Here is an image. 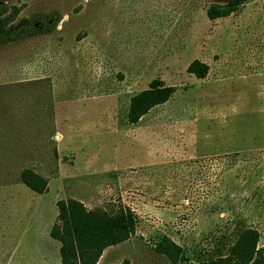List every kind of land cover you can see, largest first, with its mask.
Here are the masks:
<instances>
[{
  "label": "rangeland",
  "instance_id": "obj_1",
  "mask_svg": "<svg viewBox=\"0 0 264 264\" xmlns=\"http://www.w3.org/2000/svg\"><path fill=\"white\" fill-rule=\"evenodd\" d=\"M6 0L53 30L0 44V264H61L55 201L130 208L133 234L96 264H177L224 255L243 227L264 245V0ZM192 59L204 78L185 71ZM153 78L175 91L136 123L129 97ZM46 179L35 193L19 180Z\"/></svg>",
  "mask_w": 264,
  "mask_h": 264
},
{
  "label": "trees",
  "instance_id": "obj_2",
  "mask_svg": "<svg viewBox=\"0 0 264 264\" xmlns=\"http://www.w3.org/2000/svg\"><path fill=\"white\" fill-rule=\"evenodd\" d=\"M244 2L245 0H227L222 4L211 3L206 8L205 15L209 20L226 17ZM18 13L17 6H9L6 0H0V44L47 33L53 30L58 19L54 12L17 18ZM185 71L202 79L208 66L198 59H192ZM175 89V86L166 85L159 78L148 81L145 88L129 97L126 122L136 123L151 108L166 102ZM19 180L35 193L46 191V179L30 168L19 171ZM55 208L56 216L48 229V235L59 244L61 264H96L106 247L125 241L135 230V214L126 206L106 211L98 207L87 208L77 199L66 198L56 200ZM258 240L259 233L256 229L243 227L228 245L226 254L197 264H264V245L258 246ZM153 250L172 264H177L182 255L181 247L167 236H161L153 244Z\"/></svg>",
  "mask_w": 264,
  "mask_h": 264
}]
</instances>
